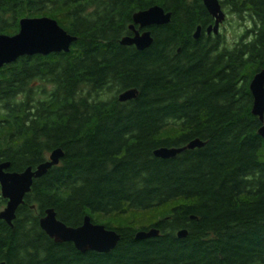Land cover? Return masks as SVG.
I'll return each instance as SVG.
<instances>
[{"label":"trees","instance_id":"1","mask_svg":"<svg viewBox=\"0 0 264 264\" xmlns=\"http://www.w3.org/2000/svg\"><path fill=\"white\" fill-rule=\"evenodd\" d=\"M202 1L0 0V30L12 12L78 38L0 75V162L23 172L65 153L33 180L13 227L0 220V264H264V139L249 87L264 69V0H221L240 27L231 44L207 34ZM153 6L171 22L150 28L145 51L122 46L132 16ZM127 91L137 96L120 102ZM196 139L205 147L154 155ZM47 209L69 227L89 216L120 242L109 254L55 243L40 227ZM151 229L159 237L135 239Z\"/></svg>","mask_w":264,"mask_h":264},{"label":"water","instance_id":"2","mask_svg":"<svg viewBox=\"0 0 264 264\" xmlns=\"http://www.w3.org/2000/svg\"><path fill=\"white\" fill-rule=\"evenodd\" d=\"M202 2L215 21V24L207 29V34L219 35L220 25L227 20L221 0H203ZM171 15L161 6H153L135 13L132 16L133 24L129 29L133 35L123 37L119 43L125 47L134 46L138 52L149 49L154 43L150 28L169 24L172 20ZM201 34L202 28L198 27L194 38L198 40ZM77 40V37L66 32L59 22L51 17L25 18L20 21L19 33L14 36L0 35V70L24 56L67 54ZM249 87L253 96L252 113L262 123L259 135L264 139V69L256 73ZM136 96L135 91H127L119 96V101L129 102ZM205 144L202 140L196 139L182 148H159L154 155L157 158L169 160L184 150L200 149L205 147ZM64 155L63 149L57 148L50 153L46 162L33 170L29 167L23 172H5L4 170L10 167V163L0 164L1 196L8 201L6 207L0 212V220L13 227L17 210L24 203L26 194L31 192L33 180L47 175L51 168L61 163ZM40 227L55 243H72L83 254L87 252L109 254L117 247L121 239L119 233L107 229L104 225H96L89 216H85L81 226L69 227L57 218L54 209L45 211L44 216L40 218ZM159 235L160 231L157 229L141 230L136 234L135 239L144 241ZM186 236H188L187 230L178 232V238L183 239Z\"/></svg>","mask_w":264,"mask_h":264},{"label":"flooded vegetation","instance_id":"3","mask_svg":"<svg viewBox=\"0 0 264 264\" xmlns=\"http://www.w3.org/2000/svg\"><path fill=\"white\" fill-rule=\"evenodd\" d=\"M16 1H23V2H26L27 0H16ZM6 13V12H5ZM5 19H4V23H6V28L3 29V30H0V35H7V36H14L15 34L19 33L20 31V21L25 19V18H38V17H30V16H23L21 18L17 17L15 13H8V14H5ZM1 17V15H0ZM40 17H46V16H40ZM39 19V18H38ZM214 20V19H213ZM215 24V21L213 23V25ZM211 26V25H210ZM209 26V27H210ZM221 26V25H220ZM199 27V26H198ZM208 27V28H209ZM207 28V29H208ZM138 29V28H137ZM207 29H206V32H207ZM221 29V28H220ZM30 58V57H34V56H24V57H21V58H18V60L15 62V63H12V64H8V65H5L4 68H2L0 70V75L2 73H7V71H10L11 69H13L14 67L17 66V64L23 60V58ZM3 163H8V162H0V164H3ZM11 164H10V167L8 168V170H4L5 172H10V173H13L15 171H11ZM2 192H1V186H0V197L3 198L1 196ZM4 199V198H3ZM6 200V199H4ZM7 200H6V205H7ZM6 205L4 207H6ZM4 207H2L1 211L4 209ZM0 211V212H1ZM3 221V220H2Z\"/></svg>","mask_w":264,"mask_h":264},{"label":"rangeland","instance_id":"4","mask_svg":"<svg viewBox=\"0 0 264 264\" xmlns=\"http://www.w3.org/2000/svg\"><path fill=\"white\" fill-rule=\"evenodd\" d=\"M240 27L238 25V21L236 20L235 17L233 16H230V15H227V20L221 25V29H220V32L224 35V37L228 40L229 44L232 43L233 41V37L237 36V34H239L240 32ZM238 32V33H237ZM123 94V93H122ZM109 96H105V98H108ZM23 99V97L21 98H18L17 97V100L19 102V100ZM50 155V154H49ZM47 155V157L49 156ZM49 158V157H48ZM131 222L130 223H133V225H136V226H143V225H146L148 223H146L142 217H139V218H134L131 217Z\"/></svg>","mask_w":264,"mask_h":264}]
</instances>
